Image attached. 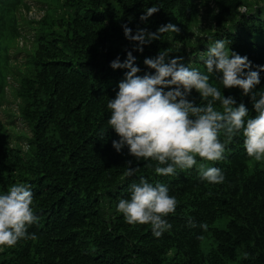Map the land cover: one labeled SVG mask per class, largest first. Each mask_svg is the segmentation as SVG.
Segmentation results:
<instances>
[{"label": "trees", "instance_id": "16d2710c", "mask_svg": "<svg viewBox=\"0 0 264 264\" xmlns=\"http://www.w3.org/2000/svg\"><path fill=\"white\" fill-rule=\"evenodd\" d=\"M28 3L0 0V107L8 95L17 98L16 117L28 128L18 137L12 120L0 117V194L30 185L38 222L28 229L35 239L0 249V264H264V161L247 157L242 136L226 146L225 159L208 165L225 176L210 185L201 181L198 165L160 176L155 161H137L127 147L117 153L112 141L118 137L107 123V103L127 71L109 65L117 58L122 63L129 51L139 76L154 72L144 60L160 51L169 53L165 63L183 57L186 67L203 72L202 54L221 39L230 53L264 66V0H38V21L26 17ZM151 6L160 10L141 22ZM207 16L210 24L199 37ZM168 23L179 33L161 34L142 52L133 51L122 28L134 35ZM15 48L25 54L22 68L12 63ZM221 75L214 72L209 82L254 116L250 97L224 89ZM256 90H264V72ZM187 99L203 103L195 90ZM129 166L137 171L126 176ZM141 179L166 185L178 201L165 218L171 229L160 238L150 225L130 226L116 211ZM188 218L197 226L189 227ZM224 218L222 227H213ZM203 238L211 240L206 254Z\"/></svg>", "mask_w": 264, "mask_h": 264}, {"label": "clouds", "instance_id": "9594fccd", "mask_svg": "<svg viewBox=\"0 0 264 264\" xmlns=\"http://www.w3.org/2000/svg\"><path fill=\"white\" fill-rule=\"evenodd\" d=\"M159 10L157 6L148 7L139 17L140 21H147ZM122 28L125 38L134 42L133 51L137 52H142L153 40H159L163 33L180 31L171 23L161 25L155 32L137 29L134 35L126 25ZM168 54L160 51L154 58H145L144 64L154 72L143 76L137 75L140 69L135 66L131 51L122 63L119 58L110 62L114 70H127L115 98L107 103L110 111L107 123L118 137L112 141L115 151L120 153L127 147L128 154L137 161H155L154 171L160 176L176 175L177 169L183 171L198 165L201 181L210 185L224 183L225 176L218 167L208 165L225 159L226 146L237 136L243 137L248 158L264 161V90H256L264 66H254L246 56L230 53L223 39L212 43L202 54L203 72L186 67L181 62L183 57L165 63ZM214 72L222 74L219 83L224 89L239 88L243 95L250 97L254 116L249 117L244 103L237 105L232 96H223L221 89L209 82ZM192 90L199 93L201 105L187 99ZM217 101L219 108L214 106ZM221 134L225 138L223 142ZM136 171L129 166L125 175L131 176ZM129 193L130 197L120 199L116 206L125 223L150 225L156 238L171 229L165 218L175 212L178 201L169 195L166 185H153L141 179L130 186ZM32 205L30 185L14 184L0 194V249L14 247L22 239L36 238L28 232L38 222ZM187 223L189 227L197 226L192 218ZM199 227L208 230L206 223ZM244 255L247 257V253Z\"/></svg>", "mask_w": 264, "mask_h": 264}, {"label": "rangeland", "instance_id": "374dc122", "mask_svg": "<svg viewBox=\"0 0 264 264\" xmlns=\"http://www.w3.org/2000/svg\"><path fill=\"white\" fill-rule=\"evenodd\" d=\"M30 4V11L29 13H25L26 17L29 20H40V18L43 16L42 12L39 11L38 9L41 7L40 4L38 3V0H28ZM33 6V7H32ZM35 8L32 9V8ZM210 24V17L207 16V19L205 21H203L202 23V28H200L199 32V37H201L202 35L205 34V29L208 28V25ZM22 41L19 40V46H21ZM24 45H26V43L24 42ZM29 45V43L27 44ZM19 50H22L21 48H15L14 50H11V54L14 56L12 57V63L15 61L17 63V66H20L22 68L23 65V59L25 57L24 52H19ZM18 69V68H17ZM13 86H16L15 83L12 84ZM7 94H9V92L7 91ZM17 98H13L10 95L7 96V98L4 100L3 105L0 107V117L3 121H11L13 122V124L17 127V130L15 131L16 135H18V137H22L25 138L26 137V132L25 130L28 132V128L27 126L21 121V119L17 116L16 117V113L17 112ZM16 117V118H15ZM11 125L12 127L14 125ZM20 129V131H18ZM20 139V138H19ZM18 139V140H19ZM24 140H21L20 142L23 143ZM24 144V143H23ZM227 219H221L219 221H217L213 227H222L224 222ZM211 245V240L209 238H203L202 242H201V250L204 254L207 253V251L209 250Z\"/></svg>", "mask_w": 264, "mask_h": 264}]
</instances>
